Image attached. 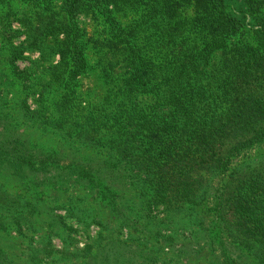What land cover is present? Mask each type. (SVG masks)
Segmentation results:
<instances>
[{
    "label": "trees",
    "instance_id": "obj_1",
    "mask_svg": "<svg viewBox=\"0 0 264 264\" xmlns=\"http://www.w3.org/2000/svg\"><path fill=\"white\" fill-rule=\"evenodd\" d=\"M28 1L23 46L6 61L35 47L40 66L15 73L25 95L12 111L0 98V119L10 120L2 137L25 125L63 149L43 152L13 135L0 161L19 178L33 172L62 192L80 188L57 227L111 226L93 194L121 234L141 225L135 236L152 253L168 244L180 264L202 251L224 264H264V0ZM91 77L98 89L82 91ZM11 200L22 204L0 229L35 230L36 204Z\"/></svg>",
    "mask_w": 264,
    "mask_h": 264
},
{
    "label": "rangeland",
    "instance_id": "obj_2",
    "mask_svg": "<svg viewBox=\"0 0 264 264\" xmlns=\"http://www.w3.org/2000/svg\"><path fill=\"white\" fill-rule=\"evenodd\" d=\"M32 8L33 4L28 0H6L4 3H0V98L4 99L7 111H12L14 103L25 95L21 89L23 80L17 79L15 73L19 70L36 72V68L40 66L37 61L41 60V53L39 50H35V47L28 51L25 50L24 58L13 64L6 61V55L12 46H23L25 28L21 19L30 16H25L27 13L25 11ZM80 24L89 30L92 26L88 18L85 17L80 18ZM4 26H6V30H4ZM11 29L14 31L10 33L11 37L5 35V31L10 32ZM58 60L59 58L54 56L53 64L57 63ZM41 64L46 65L45 63ZM40 72L36 75H39ZM95 82L94 77L85 78L80 89L83 91L92 84L95 85V89H98V82ZM36 98L37 96H34L29 101L32 107L36 106ZM9 123L10 120L8 119H0V143L3 138L8 139V142L0 148V155L10 152L8 144L13 140V135L14 138H19L22 141L28 136L33 145L41 146L40 150L43 152L63 149L58 139L34 129L28 130L25 125L18 126L16 130L8 127L7 130L11 134L2 137L1 131ZM83 154L84 156L89 154L91 157L93 156L88 151H84ZM2 161H0V222L8 221L11 211H18L22 202L12 204L11 200L18 199V197L28 203L36 204L38 212L35 214V230H28L27 227L22 228L12 223L8 229H0V251L6 257L0 258V264H180L172 259V247L168 244L162 246L161 250L155 253L151 252L150 244L142 248L143 244L138 242V238L135 236L141 230V225L134 227L130 224L128 228L122 229L121 234V229L117 224L119 219H116L115 213L108 207H100L98 201L92 199V196H95L93 194L89 197L90 204L95 208L96 214L102 217L104 221L112 222L111 226L101 227L92 224L87 227L77 222L72 225L66 223L68 227L66 229L58 228V223L54 221L55 216H65L66 210L61 207L70 196L83 195L80 188L62 192L52 186H47L41 180L40 175L33 172L28 173L25 178H19L12 174L9 167H6L5 160ZM58 164L67 166L69 163L64 159L60 160ZM49 170V175L61 176L63 174L54 169L51 170L50 167ZM163 215L161 210H157L155 213L158 218H163ZM145 230L150 229H146L144 226L143 231ZM131 232L135 237L129 240V233ZM190 232L192 229L182 233L185 237H189ZM101 234L102 238H100ZM163 234L170 235L171 232L164 229ZM183 242L190 244L195 241L187 239ZM110 245H113L112 249H110ZM135 246L140 247L144 252L136 251ZM85 249L90 250L89 254ZM189 253H193L192 256L189 254H186L187 257L183 256L184 262L181 260V264H224L223 260L220 261L219 252Z\"/></svg>",
    "mask_w": 264,
    "mask_h": 264
}]
</instances>
